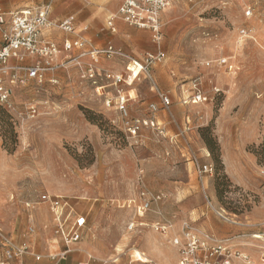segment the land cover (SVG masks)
I'll use <instances>...</instances> for the list:
<instances>
[{"label": "rangeland", "instance_id": "rangeland-1", "mask_svg": "<svg viewBox=\"0 0 264 264\" xmlns=\"http://www.w3.org/2000/svg\"><path fill=\"white\" fill-rule=\"evenodd\" d=\"M106 1L0 0L4 14L43 4L51 7L52 22L74 15L75 34L86 42V52L107 46L118 52L94 65L96 79L86 76L92 64L89 57H79L74 51L56 59L59 67L47 76L56 83L29 82L15 88L9 106L0 107V190L24 195L27 216L28 208L43 203L40 197L44 194L66 202L73 215L88 214L80 241L90 244L96 239L97 252L89 254L91 264H179L186 229L199 243L208 240L195 232L201 211L215 217L221 213L237 222L264 197L260 173L264 113L259 110L264 108V0H169L161 16L160 46L154 44L151 32L127 24L117 29L121 42L115 45L106 23L109 14L103 22L87 20ZM249 8L251 13L246 16ZM243 31L245 37H241ZM53 33L59 36L60 49L62 39L73 37ZM158 48L164 51L161 62L139 75L126 71L130 60L143 63L146 54ZM221 59L233 65L231 73L218 65ZM250 68L262 79L251 84L245 81ZM108 74L122 75L126 83L114 85L104 77ZM197 79L208 102L182 104L186 90ZM215 86L220 93L212 92ZM162 93L169 97V106L161 104ZM120 97L126 101V113L117 110ZM227 98L232 105L225 113ZM30 107H35V116L29 114ZM134 120L153 121L160 130L145 126L132 135L127 123ZM249 121L255 123V135L238 143L240 126ZM220 140L233 152L230 163L243 164L253 188L232 181ZM198 164L212 165L214 174L199 176ZM143 191L160 194L162 199L138 218L135 209ZM32 193L30 200L27 197ZM131 201L132 209H120ZM48 212L52 218L49 208ZM133 220L142 225L126 230ZM158 222L167 227L166 235H161L165 259L142 249L149 234L160 236L154 231ZM30 228L28 223L26 235H32ZM6 233L13 234L0 230V235ZM255 234L261 238L251 235L249 239L263 243L244 246L257 254L251 258L242 250L229 249L231 264H264V234ZM53 239L51 255L56 262L65 257V248ZM133 248L143 252V260L149 263L142 262ZM196 253L204 256L203 251Z\"/></svg>", "mask_w": 264, "mask_h": 264}, {"label": "built area", "instance_id": "built-area-1", "mask_svg": "<svg viewBox=\"0 0 264 264\" xmlns=\"http://www.w3.org/2000/svg\"><path fill=\"white\" fill-rule=\"evenodd\" d=\"M169 0H120L118 9L108 15L107 25L111 32L116 30L115 22L119 21L128 26L135 27L139 30H147L152 34L154 44L160 46L162 38V22L161 16L165 9L169 6ZM51 7L49 5H34L32 7H24L17 11L4 14L0 12V107L9 106V101L13 95L15 88L26 86L29 82L37 84L56 83L55 79H50L49 82L46 77L59 67L60 63L56 61L60 50L64 53L71 54L77 51L79 57L88 56L92 64H90L86 71V76L90 79H96V71L94 65L98 63L101 58H110L117 55L112 46H107L106 49H94L85 51L86 42L79 36L72 40H62V49L59 43L47 39L43 36L45 32L57 31L66 35L75 33V24L73 19L64 18L57 21H51ZM251 9L246 11V16H249ZM241 37H245V32L241 33ZM143 63L136 60H130L126 65V71L133 72V68L138 70V75L145 71L149 66L161 62L164 57V51L158 48L156 53H148L144 57ZM218 65L224 67L227 73L233 71V65L228 64L226 59L218 60ZM127 76V75H126ZM108 79H112L114 85L126 83L122 75H104ZM130 79V76H127ZM187 94L182 98L184 105H198L208 102V95L204 92L203 86L199 79L192 81L191 87L186 90ZM212 92L220 93L216 86L212 88ZM161 104L163 106L170 105V99L167 95H160ZM125 99L119 98L117 110L125 112ZM109 103V102H108ZM107 103V104H108ZM152 110H155L153 105H150ZM29 114L35 116V107L29 108ZM145 126L154 127L157 130L159 126L153 121H138L134 120L127 123V130L132 135H136L139 129ZM197 174L199 176H212L214 168L209 164H198L196 166ZM264 180V164L260 171ZM264 189V181H263ZM43 203L50 204L54 221V236L60 240L65 250L62 256L69 252L70 247L77 244L81 240V236L86 229L87 221L83 214H72V209L69 208L66 202L49 195H42ZM142 201L136 208L137 216L143 217L144 213L151 207L153 203H158L162 199V195L153 194L144 191L139 194ZM134 203V202H132ZM27 207H30L27 204ZM69 208V211L66 209ZM141 211L142 214H139ZM225 222L237 225L228 217H224L221 213H216ZM71 218V219H70ZM135 226L131 223L128 226L130 231ZM185 227H183L184 229ZM182 229V230H183ZM166 224L157 223L154 231L162 236L166 235ZM188 229L185 230V244L179 250L181 258L179 264H231L229 249L221 244H215L209 247L208 240H197L196 236L189 234ZM205 239H208L205 237ZM258 239V238H256ZM174 245H179L178 239H173ZM0 264H15L17 261L23 259V256L28 251L26 244L17 245L10 237L0 235ZM197 251H203L204 256L198 257ZM244 260L247 257L244 256ZM38 261L39 258H36ZM85 264H91L87 262Z\"/></svg>", "mask_w": 264, "mask_h": 264}, {"label": "crops", "instance_id": "crops-1", "mask_svg": "<svg viewBox=\"0 0 264 264\" xmlns=\"http://www.w3.org/2000/svg\"><path fill=\"white\" fill-rule=\"evenodd\" d=\"M116 1L117 0H107L105 3L100 4V9L98 8L99 10L97 9L92 15L88 16L87 20L92 19L103 22V18L107 16V14H111L117 10H115L117 6ZM70 17L73 19V22L75 24L74 15L65 16L61 19ZM124 24L125 23L116 21V30L114 32H110L112 35L111 41H113L115 45H118L121 42L116 36L118 35L117 29L123 26ZM53 32L47 31L43 34V36L55 42L59 41V36ZM71 35H73L71 39H66L72 40L77 36L75 33ZM63 53L64 52L60 50L58 59L62 57L61 54ZM247 73L250 74V77H246L245 81H247L249 84L256 82V80L259 81L260 79H262V76H259L257 71H255L254 69L250 68ZM256 73L257 75H255ZM47 80L49 81L50 78ZM225 81L227 80L224 79L222 83ZM230 100L231 99L227 98L225 102V113L230 111L229 109L232 105ZM258 105H262V103H258ZM259 110L261 113H264V108H260ZM240 127L241 132H239L237 140L238 143L243 144L253 139L252 137L255 135L256 132L255 123L249 121L247 123H243ZM220 144L223 147V159L226 167V172L231 177L232 181L238 186L253 188L251 181L247 179L246 174L244 173L245 169L243 164L237 162L235 163V165H232L230 163V156L233 154V152L229 150L226 142L220 140ZM27 198L33 200L34 194H29ZM23 199L24 195L19 194V192H8V190L3 192L0 190V230L4 232L7 231L13 233L12 235H15V237L12 235L10 236L8 233H6V235L10 237L11 240L15 242V244H26L28 246V251L23 256V259L17 261L15 264H85L87 262L91 263V256L89 254H95L97 252L96 247L93 246V242L96 241V239L90 244L89 242H77V244H74L76 246H72L75 249L74 251L72 250V248H70L69 252L65 254L64 258L54 262V258L51 255L53 250L52 242L54 240L53 238H55L53 231L54 221L53 214L51 218L48 212L49 208L50 212L52 213L50 204L40 203L37 204V207L33 209L28 208L27 203H25L26 207L29 209V214L27 216L25 205H23ZM46 204L48 205V208ZM126 205V203L121 204L122 208L120 209H132V207L127 208ZM116 206V208L120 207L119 204H117ZM80 214L85 215L86 221L88 220V214ZM199 217L200 224L195 229V232L201 236L203 235L207 237L208 242L210 244H221L222 246L234 251L242 250L249 254L252 258L257 254V252H255L252 248L248 246L246 247L244 245L247 244L249 246H253V244L256 242L254 246H257L263 243V241L260 240L251 241V239L249 238L251 237V235H257L255 234V232H258V234L261 233V235L264 234V197L260 196V200L257 202V204H255L254 207L251 208V210L247 212V214H245L241 220L238 221L237 225L231 224L229 222H224L220 218L218 219L217 217H215L213 213H210L208 211H201ZM28 223L32 227L30 228L32 235H26L25 233ZM131 223L137 225L140 224V222H135L134 220ZM126 230H128V227ZM147 240L149 242H145L144 246H142V249L152 257L153 255L151 254V252L153 251L161 254L165 259L167 254L161 248V245L164 240L163 237H161V235L158 236L152 233L148 235ZM132 251L135 253V255L139 257L142 262H144L143 257H141V255L138 253L140 252L139 250L133 248ZM140 253L144 255L143 252ZM36 258H39V260L37 261ZM168 259L169 257H167L166 260Z\"/></svg>", "mask_w": 264, "mask_h": 264}, {"label": "bare ground", "instance_id": "bare-ground-1", "mask_svg": "<svg viewBox=\"0 0 264 264\" xmlns=\"http://www.w3.org/2000/svg\"><path fill=\"white\" fill-rule=\"evenodd\" d=\"M133 70V72L132 73H130V74H136V73H138V70L137 69H132ZM132 205V201H131V203L130 204H127L126 206H127V208H129V207H132L131 206ZM124 206V205H123ZM135 212H137V209H135ZM139 214H142L141 213V211H140V213ZM137 215V214H136ZM171 227V226H170ZM254 238H261L259 235H255V236H253ZM141 255V254H140ZM141 257H143V259H145V257L143 256V255H141ZM242 257L244 258V255H242ZM248 260V259H247ZM248 261H246V263H247ZM144 263H149L148 261H146V260H144Z\"/></svg>", "mask_w": 264, "mask_h": 264}]
</instances>
